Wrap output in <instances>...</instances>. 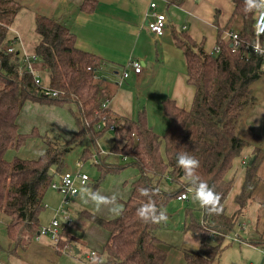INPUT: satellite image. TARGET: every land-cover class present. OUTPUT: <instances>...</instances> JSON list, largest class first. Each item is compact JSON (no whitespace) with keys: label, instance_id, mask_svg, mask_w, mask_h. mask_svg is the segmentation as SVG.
Segmentation results:
<instances>
[{"label":"trees","instance_id":"trees-1","mask_svg":"<svg viewBox=\"0 0 264 264\" xmlns=\"http://www.w3.org/2000/svg\"><path fill=\"white\" fill-rule=\"evenodd\" d=\"M165 1L180 3V0ZM230 2L234 7L231 19L237 17L241 21L236 32L238 47L218 40L219 53L207 54L188 36L173 34L185 57L187 83L193 88V98L189 109L179 108L170 101L163 103L169 122L166 132L159 136L143 115L137 120L111 117L108 108L102 107L110 100L111 93L97 75L101 60L77 49L74 35L58 19L38 15L34 30L40 42L34 53L40 62L35 68L46 73L50 89L57 92L56 96H45L30 74L19 73L21 57L14 47L17 38H8L21 5L16 0H0V215L6 219L4 229L13 243L12 253L27 249L39 231L43 197L53 181V169L62 168V150L88 139V146L98 154L97 141L112 126L114 144L110 153L121 157V162L111 164L102 159L96 167L104 176L118 175L126 168H133L136 173L129 197L122 202L121 215L103 219L88 211L81 212L89 222L108 233L98 256L102 264H164L166 250L155 233L161 223L145 224L136 216L137 209L149 199L141 196L139 190H157L151 198L162 210L171 199L185 193L190 186L176 160L181 151L199 159L201 166L197 174L221 195L223 209L219 215H209L202 209L200 218L192 210H186L189 221L183 230L198 234L200 244L196 251L185 250L183 258L185 264H218L228 246L225 239L236 231L239 218L252 202L260 182L257 170L264 159V149L254 147L245 162L244 181L234 200L235 210L226 215L224 202L233 184L227 175L242 150L250 146L240 137L239 129L257 102L253 84L263 75L264 65V56L257 55L251 46L255 42L257 12H246L243 0ZM95 3L96 0H84L80 9L92 11ZM9 48L15 52L8 53ZM27 103L74 105L76 110H69L76 131L63 143V148L48 144L43 157L7 161V151L35 134V131L31 134L18 131L17 119ZM97 125L101 128L97 129ZM89 157L96 156L87 152L82 159ZM161 181L170 183L174 189H162ZM247 242L264 246V232ZM63 244L60 241L59 247Z\"/></svg>","mask_w":264,"mask_h":264},{"label":"crops","instance_id":"crops-1","mask_svg":"<svg viewBox=\"0 0 264 264\" xmlns=\"http://www.w3.org/2000/svg\"><path fill=\"white\" fill-rule=\"evenodd\" d=\"M16 1L21 5V10L15 16L9 32L11 37L17 38L15 50L18 53H34L40 42V37L34 30L36 16L43 15L58 19L74 35V44L77 49L92 54L101 60V67L97 75L104 80L110 90L111 98L106 107L111 117L137 120L140 115H143L149 127L159 136L166 132L169 122L163 111V103L170 101L179 108L189 109L193 98V88L187 83L185 57L182 49L177 46L173 34L188 36L201 46L205 53L212 54L218 40L227 42L225 40L226 34L237 32L240 27V22L231 19L234 7L230 0H180L177 5L169 4L165 0H158L157 12L165 14L167 17L164 32L160 36L150 33L146 26L148 20L146 14L149 11L151 0H96L92 11L80 9L84 0ZM132 60L140 62L141 72L139 74H135L129 67ZM262 69L263 75L253 84V92L257 102L247 113L243 125L239 129L240 137L247 141L250 146L242 150L240 157L236 158L227 175V179H232L233 184L224 202L226 215H231L234 212V200L244 181L242 163L245 160L248 161L254 147L258 146L264 149V65ZM125 72L128 73V76L123 78ZM40 77L44 85H49L48 76L45 72L40 71ZM71 118L65 120L66 137L72 136L76 131L74 121L73 125L71 123ZM106 134H109L110 138ZM100 139H103L105 145H109L108 149L99 147ZM113 144L112 132L106 131L97 141L98 158L95 160L99 162L106 159L111 154ZM64 172L70 171L63 169V165L60 170L53 169L52 182L58 183L60 175ZM257 174L260 182L252 195V202L248 205L254 206L255 211L260 208L264 200V159L258 167ZM166 181H161L160 186L166 191H172L174 186ZM88 185L87 183L85 186ZM80 188L72 201L79 197ZM52 190H48L43 197V210L40 217H46L39 221L40 227L48 224L50 219L57 217L56 210L60 205L61 196ZM192 196H187V200L184 202H192ZM174 199L182 202L177 198ZM78 200L80 203L83 202L80 205L84 207L79 214L83 226H87L96 233L99 231L92 229L95 224L84 218L81 215L82 211H91L103 219H113L117 216L109 213L107 209L97 212L96 208L90 207L92 204L84 201L83 198ZM70 212L69 210L68 224L65 225L64 219L60 217L62 219V234L63 232L65 234L66 226L73 224ZM261 212H263V217L259 218L260 220H256V216L251 220L248 219V228L244 226L240 230L241 232L245 230L243 236L241 237L240 231L237 230L240 239H232L231 242H237L239 246H244L245 249L257 250L259 246L247 241L257 239L264 232V211ZM244 215L245 213H243ZM243 216L238 221L245 220L246 218ZM257 221L261 222L256 228ZM5 224L6 219L0 215V264H44L47 261H52L51 264H66L65 257L58 258V255L63 256L61 251L64 246L72 247L70 239H65L61 235V241L64 244L63 247H59L60 250H57L49 240L41 238L36 241L33 239L34 243L32 242L27 249L24 251L18 249L16 253H12L13 243L5 234ZM106 236L108 235L101 233L103 241L101 242V249L107 240ZM157 238L162 242L164 249H170L168 244L164 243L158 236ZM186 240L193 247V250L187 251L198 250L200 239L186 238ZM73 249L75 253H78L77 248L74 247ZM101 249L95 248L91 251H97L96 253L101 254ZM245 252L249 253L250 251ZM232 263L244 264L242 261ZM164 264H185L183 253L176 256L171 252L168 254L166 251Z\"/></svg>","mask_w":264,"mask_h":264},{"label":"rangeland","instance_id":"rangeland-1","mask_svg":"<svg viewBox=\"0 0 264 264\" xmlns=\"http://www.w3.org/2000/svg\"><path fill=\"white\" fill-rule=\"evenodd\" d=\"M154 1L157 3L158 0ZM235 21L240 22L241 25V21L237 17L235 18ZM10 37L11 34L10 32H8V38ZM14 47L16 48V46ZM69 109H72L73 111L76 110L74 105H64L61 107H55L27 103L21 109V112L17 119L18 131L20 134H31L33 131H35V134L26 138L23 143L20 144L18 147L7 151L5 155V160L11 161L14 158L28 160L37 159L39 157L36 154L37 151L43 150L45 152L48 144L50 143L51 145L56 144L57 147L63 148V143L71 138V135L68 137H66L65 135V120H68L69 117L71 118ZM70 120L73 125L72 118ZM106 136L110 138L109 134H106ZM88 145L89 140L85 139L82 143H79V145L74 146L67 151H65V149L62 150L63 169L73 173L79 171L80 173L87 175L89 178L88 187H91L93 190L99 191L104 195H112L113 193H115L118 197V203L122 205V202L129 197L131 182L135 178V169L126 168L118 175L104 176L100 169L94 164V160L98 158L95 149L93 147H89ZM99 147L106 150L108 149L109 145H105L103 139H100ZM87 152L95 154L96 157H89V159L84 158L85 160H83L82 157ZM120 162L121 157L114 153L109 154V156H107V158L105 159V163L118 164ZM245 162L246 160L242 163L243 167L245 166ZM51 190L52 189L49 188V191ZM186 194L187 196L193 195V193L189 191V189H187ZM81 198H83L84 201H86L87 199L80 193L79 197L76 198L74 201H72V199L69 200L68 209L71 211L70 216L73 220V224L70 226H66L65 234L64 232L62 234L61 223L60 232L65 237V239L71 240L72 245L71 250L64 249L61 251V254H63V256L58 255V258L65 257L66 264H69L68 262H71L73 264H86L89 252L91 250H95V248L98 250L101 249V242H103L101 239V233L108 235L105 230L98 228L96 225L92 226V229L99 231L98 233L93 230H90L89 228H87V226H83L84 224L79 218L80 210L84 208L80 205L83 204V202L80 203L78 200ZM88 203L92 204L90 207L95 208L93 203H91L90 201H88ZM253 209L254 206H248L246 208V210L244 211V216L246 219L238 221L236 225V231L234 233H231L225 239V244H227L228 246H226V248H224V250L222 251L218 260L219 264H234L232 262L237 261H242V263L244 264H264V246L257 247V250H250L245 249L244 246H239L237 242H231L233 240L240 239L239 237L235 239L236 235H238L237 230H242L244 226L248 228V219L251 220L256 216V220H260L263 217V212L261 211H264V200L262 201L261 206L257 211H255L256 208L254 210ZM163 210L166 211L169 220L166 223H161L159 228L156 229L155 233L161 240H163L164 243L168 244V247H170L169 250H165L168 252V254H170L171 252L176 256L183 253L184 250H193V247H191L186 238H189L191 240H193L194 238H200L196 234H188L183 230L184 225L187 224V222L189 221V219L185 215V212L186 210H192L194 216L200 218L202 208H200L199 205L193 201V199L192 202H178L175 199H171L166 208ZM43 217L46 216H39V221H41ZM51 221L52 219L48 221V224H44L42 226H48ZM260 222L261 221L256 222L258 223L257 226H255L256 228L259 226ZM244 231L245 230H243V232L240 231L241 237L243 236ZM42 239L48 240L45 237H43ZM74 247L77 248L78 253L74 252ZM243 250L250 252L244 253ZM96 255L98 257L99 253H96ZM51 263L52 261H47V263L45 262L44 264Z\"/></svg>","mask_w":264,"mask_h":264},{"label":"clouds","instance_id":"clouds-1","mask_svg":"<svg viewBox=\"0 0 264 264\" xmlns=\"http://www.w3.org/2000/svg\"><path fill=\"white\" fill-rule=\"evenodd\" d=\"M243 3L246 12L259 13V20L255 26L256 40L251 46L257 55L264 56V42L260 40V37L264 36V0H243ZM36 154L40 157L46 155L43 150H38ZM176 160L178 167L183 170L188 180L189 191L193 193V201L200 208L206 210L207 214L219 215L223 210L220 203L221 195L216 192L214 187L201 180L197 174L201 166L199 159L187 151H181L177 153ZM139 191L141 196L149 199L137 209L136 216L145 224L166 223L169 220L166 211L158 208L155 200L151 198L157 190L141 188ZM80 193L87 198L86 202L90 201L94 204L97 212L107 209L109 213L117 216L123 213V206L118 203V197L115 193L104 195L88 186H82ZM91 264H102V262L99 257L94 255Z\"/></svg>","mask_w":264,"mask_h":264},{"label":"built area","instance_id":"built-area-1","mask_svg":"<svg viewBox=\"0 0 264 264\" xmlns=\"http://www.w3.org/2000/svg\"><path fill=\"white\" fill-rule=\"evenodd\" d=\"M157 3L154 0H151L149 4V11L146 14L147 17V29L155 36H160L163 34L167 17L165 14H160L157 12ZM259 20V13L257 12V17L254 25V35L256 40V34H255V26L257 24V21ZM225 40L230 43V45L233 48L238 47L239 45V39L236 32H229L226 34ZM260 40L264 41V36L260 37ZM8 53L13 54L15 50L13 48H9L7 50ZM219 53V47L218 45L215 46L213 54ZM19 56L21 57V66L19 68L20 74H30L33 78V81L36 85L41 87L42 93L45 96H56L57 92L50 89L49 85H44L42 83V79L40 77V71L37 70L35 67L40 62V58L36 53H20ZM129 67L132 69V71L135 74H139L141 72V65L140 62L137 60H132L129 63ZM128 76V73L123 74V78H126ZM107 103L103 104L102 107H106ZM97 129L101 128V125L96 126ZM114 127L110 126L108 131L113 132ZM123 159H126L125 157ZM94 163H98V161H94ZM89 182V178L87 175L80 173L79 171L76 173L71 172H64L60 175V180L58 183L52 182L50 185V188L55 190L59 195L61 196L60 205L56 210L57 217L53 218L51 223L43 227L41 226L39 228V231L37 235L34 237L36 241H39L41 238L45 237L47 238L57 250L59 249V243L61 241V220L64 219L65 225L69 223L68 215H69V200L73 197L77 196L79 192V187L85 186ZM177 199L179 201H185L187 200V194L182 193L180 194ZM59 216V217H58ZM60 217L62 219H60ZM238 238V235H236L235 239ZM64 249L71 250V246L66 245L64 246ZM96 256L95 251H90L87 256V263L91 264V260L93 256Z\"/></svg>","mask_w":264,"mask_h":264},{"label":"water","instance_id":"water-1","mask_svg":"<svg viewBox=\"0 0 264 264\" xmlns=\"http://www.w3.org/2000/svg\"><path fill=\"white\" fill-rule=\"evenodd\" d=\"M254 160V157L251 159V161H249L248 165H250Z\"/></svg>","mask_w":264,"mask_h":264}]
</instances>
